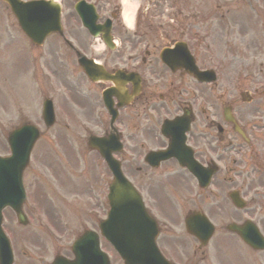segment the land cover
Returning a JSON list of instances; mask_svg holds the SVG:
<instances>
[{
    "label": "flooded vegetation",
    "instance_id": "1",
    "mask_svg": "<svg viewBox=\"0 0 264 264\" xmlns=\"http://www.w3.org/2000/svg\"><path fill=\"white\" fill-rule=\"evenodd\" d=\"M240 1L242 4L246 3L249 5L251 10L258 9L257 7L253 8V5L261 6L259 0ZM238 4L239 2L234 7L225 9L221 16V22L228 23L232 27L235 26L232 19L226 17L225 14L231 13L230 15L235 16L238 11L241 13L244 8H239ZM100 5L97 10L98 12L102 11L104 18H115V9H109L110 6L104 2ZM259 10L264 11V7ZM250 21L247 18L246 23L248 24ZM240 22L246 27L244 22ZM112 26L113 29H117L119 27L118 20L115 19ZM236 29L238 28L236 27ZM118 40L122 45L121 49L116 53L95 55L93 40L86 41L85 46L87 47V53L91 56L90 59H98L109 73H114L116 70L121 69L125 73H135L140 78V94L138 96H134L132 82L123 79L119 80L118 83L120 85L123 84L125 95L118 93V99L112 95L108 101L111 107L115 108L118 102H126L128 100L127 97H132L129 104L118 108L117 119L120 117L122 122L123 118H126V121L132 123L133 133L128 136L127 134L121 135V142L122 144L125 143V140H133L135 142L133 145L135 153L131 154L128 148H126V153L135 157L136 173L141 174L137 185L141 192L145 194L147 202L161 215L163 214V208L169 207L171 203H174L176 195L181 193L184 203L180 208L184 210L186 216L192 213H204L211 220H227V223H241L244 219L242 218L243 216H240L241 213L248 221L256 223L257 228L264 235V123L262 125L257 124L258 122L250 114L248 119H243L245 112L242 108L238 109L236 107L231 110L237 115V123L248 139L246 148L242 146L243 150H247V154L241 156L237 153L238 156L235 155L236 157H234L227 152H222L217 140L223 134L224 139L229 142L233 126L223 120H220L221 122L219 120L206 122L203 118L200 101L205 87H202L203 85L182 72L171 73L156 58L152 60L149 57L145 60L140 59L138 56H129L126 59L124 54L126 44H123L120 39ZM4 44H7V41H4ZM1 53L5 55V58L0 60V75L3 80L9 81L14 61L8 47L5 50H1ZM50 72L53 76L57 75L56 69H51ZM64 86L74 90V88H71L73 87L71 84H64ZM77 87L78 85L75 88ZM96 87L99 91V100L92 107H103L101 92L111 88V84L105 83L103 86L98 84ZM71 98L75 107L81 105L82 99L80 96L71 95ZM156 98L161 102H154ZM88 107H90L89 104ZM183 112L188 113L189 117V127L184 135V145L191 150L190 156L202 168L214 165L219 167L217 173L211 178L210 187L206 190L200 189L196 178L186 169L180 168L172 159L162 163L158 169L153 170L154 172L158 171L161 181L155 180L152 183H147L142 179V176L146 174L145 171L149 170L143 169V164H140L139 160L143 159L147 150H163L168 147L171 138L172 140L177 139L183 125L178 124L170 128L166 133L167 139L162 136L161 126L165 120H174L181 116ZM78 113L82 115V112ZM9 120L10 118L6 116L5 123H8ZM217 127H220V131L218 130L220 134L214 137L212 133L213 131L216 132ZM171 145L174 150L173 157L187 156L183 155V152L176 151L179 149L177 144ZM137 147L146 151H137ZM237 169H240V171H237ZM243 176L246 178L242 179ZM164 178L166 183L163 182ZM223 182L236 187L238 191H245L247 194L251 193L252 195L246 208L242 211L239 210L238 215L237 210L228 209L227 203L222 197L221 186ZM168 218V216L164 215L163 219L168 220ZM171 229L170 224L169 230ZM228 234L223 233L219 238V242L215 244L217 250H223L228 244H233L236 236L230 239L225 237ZM180 240L175 235L163 231L158 239V245L167 254L174 253L181 256L185 253ZM185 244L186 246L188 245L187 242ZM199 249L197 246L196 250ZM24 257L23 255V259L26 262L27 260ZM25 262L23 264H26Z\"/></svg>",
    "mask_w": 264,
    "mask_h": 264
},
{
    "label": "rangeland",
    "instance_id": "2",
    "mask_svg": "<svg viewBox=\"0 0 264 264\" xmlns=\"http://www.w3.org/2000/svg\"><path fill=\"white\" fill-rule=\"evenodd\" d=\"M163 1H167L168 4L165 5ZM259 3L264 7V0H259ZM65 4L66 7L63 9L62 22L64 33L70 38L69 32L73 25H77V22L69 8L70 5L68 3ZM167 6L172 8H186L185 14L189 17L191 10L188 12V8L193 7L198 9V0H157L155 8ZM245 7L248 9V6ZM248 10L243 9L241 13L238 11L235 16L230 15L231 13L225 14V16L231 18L233 24H235L233 31L236 27L238 28V34L230 31L228 27L223 29L221 26H217L212 31V37H215V41L218 43L217 46L210 48L206 47L205 49L202 47L201 52H197L199 53L196 56L197 60L204 58L205 66H209V68L216 71L218 75L215 86L212 87L210 91L204 90V94L208 92L206 94V99H209V93H213L215 100H219L221 104L230 103V100L236 101L238 99V97H236V92L234 93L230 88L233 86H231L232 77L238 69L251 72V78L243 80L240 84L239 92L246 90L252 91L254 87L264 84V42L260 40V36L257 34H255V38L259 41V44L256 42V39L250 36L251 30L253 31L254 29L255 31L262 32L264 35V20L259 15H254V24H247V18L252 20L253 15L250 10L249 14ZM240 21L244 22L246 27L243 26ZM175 22H180V20H176ZM14 24V19H12L4 7L0 5V35L3 42L21 39L16 28L12 27ZM145 30L146 29L142 26L141 32L144 33L146 32ZM80 39H82V35L76 40ZM56 41V38L51 37L39 49H34L30 45L28 47V53H25L24 50L21 51L18 46L17 54L14 53V55H12V59L16 60V58H18V60L17 62L15 61L10 76L19 81L20 86L15 89L16 83L13 79L9 82L10 89L6 86H1L0 88L3 89L5 93V96L0 93V105L4 110V114L0 118L1 132L7 133V131L11 129L10 124L12 122V127L14 126L16 128L20 126L23 117L26 115H29V120L34 119L35 116L37 117L36 111L38 110L39 103L42 101V94H48L54 99L57 105V98L59 97L58 91L44 86L39 73L40 70L49 69L53 64V59L62 56V50L57 47ZM122 41L123 39L121 42ZM228 41H232L231 44L235 47V52L231 53V56L235 57V59L238 58V61L229 58L230 51L232 50L231 48L227 45L225 47L222 46V43H229ZM60 45L63 46L62 44ZM5 47L7 48L6 45ZM239 47L244 48L243 55H239ZM28 55H30V61L32 62L31 67H36L39 74H35L34 71L29 68L30 65L28 63L25 65V62L28 60ZM3 58H5V55L0 53V60ZM33 58H35L34 60L36 62ZM209 58L212 60H209ZM19 64L22 65V68L19 67ZM39 92H42V94ZM217 94L223 96H218ZM257 97V104L254 102L252 105H257L261 109V107H264V92L258 93ZM81 101V105L76 107L72 98L62 101L65 102L67 106L65 103H61V106L63 108L67 107L66 109H69V112L70 110L75 112L78 110V112H82L83 116H87L84 119L77 116L76 125L74 127L68 126L67 129H64L62 126V118L59 117L58 119L57 117L56 126L48 131H44L43 126L40 125L39 122V128L44 132V135L35 146L31 158L30 169L26 178V188L29 198L25 204V211L28 218V225L24 228L19 227L15 222L14 216L8 211H6L3 221V228L11 241L16 264L24 263V250H26V253L29 255L31 264H38L36 261L37 257H45V259L50 260L55 252H68L74 234L79 231L80 223L71 221L72 223L68 226L69 233H60L62 230L58 222L60 219L66 221V218L61 216L58 210H56L57 201L63 199L69 201V198L73 195H76L78 200L81 199L80 189L82 187V189L91 187L95 195L97 192V197H100L102 194L101 184L106 180L104 178V181L100 183V171L102 172V169L100 168L99 173H96L95 169L92 168L94 156L86 152L84 143L87 137L86 128L88 126L96 127L92 115L93 103L87 100ZM208 101L213 103L214 98L212 97L211 100ZM9 102H11L10 105ZM238 102L237 100L235 106L238 109L242 108L244 110V118L248 117L250 114L252 117H256L255 120L257 122H261L264 119V113H261L260 110L256 112L254 106H238L240 105ZM88 104L90 107H88ZM203 107H206V105H203ZM208 109L209 108L205 111V114H209ZM213 111L215 110L213 109ZM8 113H10L11 116ZM6 116L12 118V121L5 123ZM125 124L126 121L124 122V125ZM2 141L3 140L0 139V152L5 151ZM74 145H76L77 150L80 152L78 158L73 155L72 149L75 147ZM37 168L39 169L38 172L40 177L38 180L32 177L36 176ZM80 171L82 172L80 173ZM72 204H74V202ZM82 204L85 205V197L82 198ZM48 226L53 230L55 229L54 232L56 234L62 236L61 243H55L51 240L50 236L44 233V229ZM45 239H49V241ZM50 240L55 244H49L51 243ZM228 254L232 261L226 260L223 264H237L234 252H229ZM109 257L113 264H120L118 259L113 255ZM212 264L217 263L212 262Z\"/></svg>",
    "mask_w": 264,
    "mask_h": 264
},
{
    "label": "water",
    "instance_id": "3",
    "mask_svg": "<svg viewBox=\"0 0 264 264\" xmlns=\"http://www.w3.org/2000/svg\"><path fill=\"white\" fill-rule=\"evenodd\" d=\"M4 1L7 2V4L10 6L14 16L17 18L19 24L22 25L25 32L33 40L37 41L38 44H40V42L44 39V37L49 33L61 32L59 27V9L56 5L52 4L51 2H46V3L30 2L24 4L19 0H4ZM47 118L50 119V116L47 115ZM31 136L33 140L36 134L31 133ZM112 171L116 179L115 184H118L119 174L117 173V171H114L113 167H112ZM18 187L20 188V185H18ZM134 206H138V208H140L138 202H136ZM0 208H2V205H0ZM14 209L19 221L22 224H24L23 218L20 214V206H16ZM133 236L134 235H132L131 233V235H126L125 237L128 239L130 237L133 238ZM90 254L95 256L93 257V261H96L101 257V254H99V252L97 251L96 244H94V247L90 251ZM128 258L129 256L125 254V259ZM79 259L82 260L80 256ZM105 264H107V262Z\"/></svg>",
    "mask_w": 264,
    "mask_h": 264
},
{
    "label": "bare ground",
    "instance_id": "4",
    "mask_svg": "<svg viewBox=\"0 0 264 264\" xmlns=\"http://www.w3.org/2000/svg\"><path fill=\"white\" fill-rule=\"evenodd\" d=\"M124 5H125V18H126V21L129 23L131 21V15L134 11V8L132 5H130V3L128 2V0H124Z\"/></svg>",
    "mask_w": 264,
    "mask_h": 264
}]
</instances>
